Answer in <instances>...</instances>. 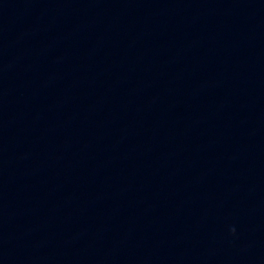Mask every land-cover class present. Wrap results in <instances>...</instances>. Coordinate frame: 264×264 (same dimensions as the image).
I'll list each match as a JSON object with an SVG mask.
<instances>
[{
	"label": "water",
	"instance_id": "1",
	"mask_svg": "<svg viewBox=\"0 0 264 264\" xmlns=\"http://www.w3.org/2000/svg\"><path fill=\"white\" fill-rule=\"evenodd\" d=\"M0 264H264V0H0Z\"/></svg>",
	"mask_w": 264,
	"mask_h": 264
}]
</instances>
